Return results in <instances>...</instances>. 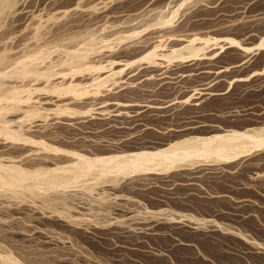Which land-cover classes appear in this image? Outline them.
<instances>
[{
    "label": "rangeland",
    "instance_id": "374dc122",
    "mask_svg": "<svg viewBox=\"0 0 264 264\" xmlns=\"http://www.w3.org/2000/svg\"><path fill=\"white\" fill-rule=\"evenodd\" d=\"M149 1L151 4L148 0H8L6 4L5 0H0V165L7 169L12 166L19 170L23 168L28 172L71 166L68 167V181L66 179L59 186L50 185L40 174L28 175L18 183L13 182L14 177L8 178L5 171L0 172V264H264V132H258L264 129V81L248 90L241 83L232 84L228 99L208 100L199 108L202 111L198 110L196 118L202 128L214 123V117L219 114L215 109L228 105L251 107L252 112H261L260 124L258 127L254 125L258 131L252 126L258 132L253 136L259 137L255 140L251 133L244 136L247 144L260 141L247 146L244 154L233 157L235 160H229L241 165L231 170L225 167L221 180L199 182L206 190H225L222 201L198 197L183 200L178 197L183 189H177L169 198L164 197L168 201L166 205L154 207L157 204L154 188L148 191L141 187L142 183L128 185L126 177L132 170H124V174L128 172L126 175L112 168L104 172L97 168L82 171L75 164L77 154L88 157L121 155L119 148L113 153L101 152V149L110 148L114 143L119 147L128 146L129 141H124L132 133V123L128 120H118L109 126L94 119L75 126L66 124L72 116L76 118L87 113L97 96L105 93L119 77L116 64L111 69L109 62L123 59L118 55L120 41L141 37L137 33L128 38L125 30L137 27V32L143 28L149 30L162 25L176 28L181 25L202 32L200 37L211 38L222 33L241 45L249 30L254 40L264 37V18L255 21L239 13L243 6L247 15L262 11L263 3L225 0L218 12H211L208 8H201L214 0ZM195 9L199 11L197 15L204 18L196 21L198 16L195 17L199 24L191 21L190 15ZM202 46L192 45L189 52L183 49L179 56L194 54ZM173 49H168V53ZM107 50L113 53L110 58L104 56ZM179 56L173 57L178 59ZM231 56L227 54L224 59ZM256 59L249 68L260 67L258 71L264 73V50ZM99 70L105 73L99 76ZM104 76L106 78L102 79ZM193 83L196 80H190L184 86L191 87ZM146 85L145 90L124 92L123 95L144 99L154 94V97L163 99L180 92V87L163 86L157 93H148L155 88L151 83ZM186 109L176 114L178 117L148 118L149 122H154L150 124L153 128L141 136L143 132H138L135 137L153 141L159 130L175 127L178 122V125L185 124L183 120L189 118L187 114L194 115L193 109ZM207 121L209 123H204ZM35 122H40L38 130L32 126ZM194 136L202 135L197 133ZM98 146L102 148L98 150ZM198 147L192 151L190 160L197 161L202 156L200 151L203 148ZM110 149L115 150L114 147ZM31 151L33 153H29ZM28 153L33 156H26ZM259 155H263L260 161L257 160ZM202 157L207 159L205 154ZM210 157L215 159L213 155ZM181 159L185 164L188 162L177 157L172 165L184 164ZM250 168L258 173H251ZM260 172L263 173L258 175ZM232 184L241 189H229L228 185ZM117 187L122 191H113ZM242 198L249 202L241 207L237 201ZM216 205H220L217 213L212 209ZM121 213L138 220L151 219L152 216L167 220L163 218L165 221L157 224L153 231L141 233L137 226L122 221L128 217ZM170 221H182L188 225L171 224ZM211 228L215 230H207ZM249 242L262 251L247 254Z\"/></svg>",
    "mask_w": 264,
    "mask_h": 264
},
{
    "label": "bare ground",
    "instance_id": "6f19581e",
    "mask_svg": "<svg viewBox=\"0 0 264 264\" xmlns=\"http://www.w3.org/2000/svg\"><path fill=\"white\" fill-rule=\"evenodd\" d=\"M5 1L7 2L5 3L8 4V0H5ZM178 1L179 0H177V2ZM224 1L225 0H214L206 5L204 4L205 7H202L201 9L208 8L207 10L210 9L211 12L213 11L218 12L220 8H222V6L225 5V3H223ZM10 2L11 1H9V3ZM148 2L150 3L149 0ZM253 2L264 4V0H253ZM198 7L199 6H196V8ZM241 9L242 10H240L239 13L246 15V17L248 18L250 17V19L252 18V20L256 21V19L259 20V18H264V10L256 12V13H250L249 15H247L246 7L243 6ZM195 10H196L195 11L196 13L193 12L194 13L193 15H190V14L189 15L191 17V21L199 24L196 21L203 20L204 18L199 17L197 15V12L199 11L197 9ZM193 11H194V7H193ZM195 17L197 18L196 21H195ZM195 23H194V26L196 25ZM136 28L132 27V28H128L127 30H125V32L129 33V34L127 33V35L125 36H128V38H131L134 34L140 33L141 34L140 35L141 37L139 36L140 39L135 38L132 40L129 39L125 42L120 41V43H122L121 52L118 51L119 52L118 55L123 57V59H120L119 61L110 60L109 62L110 63L109 66L112 67V68L110 67L111 69H114L115 67L113 65L116 64L117 66L116 71L118 72L119 77H117L116 81H114L109 86V88L108 87L106 88L107 89L106 92L104 89L105 93H101V95L97 96L96 99L92 97L95 100L92 99L94 100L92 104V108H90L89 111H86L87 113H85L83 116H77L76 118L72 116L73 118L69 120L67 118L68 121L66 123V124L75 126L77 124L86 123L88 120L91 121L94 119V120H97V123L99 121V123L102 122L109 126L113 122H116L118 120H125V121L128 120V122L132 123L130 124L132 125V128L130 129L132 133L130 137L128 136L127 139L124 140V141H129L128 146L119 147L118 144L114 145L115 144L114 143L113 145L110 146V148L112 147L115 148V150H113L110 148L101 149L102 147L105 146V145L103 146L102 144L101 145L102 147L101 146L97 147L98 150L100 149L102 150L101 152H106V153L112 152L113 153L117 151V149L119 148L121 155L110 154V155L88 157L85 155L77 154L76 155L77 157H75L76 158L75 164H78V166H80L79 169L82 171L89 169V168H97L98 170L104 172L112 168L113 170L115 169V170L120 171L119 173L121 174V172H123L124 170H127V169L132 170L131 172L129 171V173L127 172L129 174L127 176L128 178L126 177V181L128 185L129 184L132 185L131 183H135V184L137 183V185L138 183H142L143 186L141 187H145V189H148V191L154 188V200H155V203H157L156 206L154 204V207L162 206L163 204L166 205L168 201L164 199V197L169 198L171 194L176 193L177 189L178 190L183 189L182 191L183 193H181L182 195L180 194L181 196H178L175 194L176 195L175 197L178 196L179 198H182V199L184 198L186 200L188 199L190 200L193 197H198L202 200H211V201L221 200L222 201L223 200L222 197L226 196L224 193L225 190L215 189V188L214 189L210 188V190H206L200 185V183H202V180H207V182L208 181L213 182L214 180H215L214 182H216L217 180H221L220 178L223 177L222 176L223 173L226 172L224 171L225 167L226 169L227 167H229L231 170L232 167L234 168V166L239 165V162L232 161L233 163H231L229 162V160L230 159L232 160L233 157H236V156L238 157L239 154H244L246 147L249 145L252 146L253 143L255 142L253 140L254 141L253 143H250L249 141L250 144H247L248 143L247 138L246 139L244 138L246 134L251 133L250 136H253V135L256 136V133L261 132V131L264 132L263 128L262 130L260 129L259 131L257 130L258 124H260V121L258 122V120L260 118L261 112L259 114V113H256V111L252 112L251 107L250 108H243V107L239 108L238 106H235V105H228L226 107L217 108L215 109L216 112H219V114H217L218 117L216 116L217 119H215L216 117H214V120H215V121L213 120L214 123L208 124L204 128H202L201 127L202 125H200V122L197 121V118H196L198 115L197 113H198L199 108L202 107L204 103L207 102L208 100L216 99V98L228 99L229 96H231L232 94V93L230 94V90H228L230 89L229 87L232 84L234 85L235 83H239V84L241 83L244 85L242 86L246 88V90H248L247 88H249L250 86H253L256 83H259L261 80L264 81V73H262L263 70L258 71L260 67L255 68L251 66L252 68L251 67L249 68L252 61L257 58L258 54L261 53L262 50H264V37L259 36V38L254 40L253 38L254 35H252L251 31L249 30L245 33L244 35L245 40H243L244 41L242 42L243 45H241V44H237L235 40H233L229 36L221 35L222 33L221 34L218 33V35H215V37H213L212 35L211 38L210 37L204 38V36L200 37L202 32L195 30L194 27H192V29H188L189 27L184 28V27H181V25L176 28H172V26L169 27V26L162 25V26L154 27L153 29H149V30H146L145 28H143L141 30H138L137 32L135 31ZM256 40H259L258 43ZM170 44H173V45H170ZM196 44L203 45L202 48L198 49L200 51H197V52L195 51L194 54L191 53L192 55L189 54V55L184 56L182 54L183 56L182 55L179 56V53L182 52L183 49H187L189 52L190 48H192V45H196ZM170 47L174 49L172 51L169 50V53H168L167 50L171 49ZM112 54L113 53L107 50L104 53V56L110 58ZM227 54H232V56L230 58L224 59V57ZM175 55L179 56L180 58L174 59V57L175 58L177 57ZM102 56H103V53H102ZM148 58H150V60ZM260 63L258 64L260 65ZM119 71L121 72V74ZM102 73H105V71L99 72L98 75L100 76L102 75ZM101 78L103 79L106 77L104 76ZM190 80H196V83L195 84L193 83L194 85H192L191 87L184 86V84ZM147 83L153 84V86L152 85L151 86L155 88V91L154 89L149 88L150 90L147 91L148 93L150 92L154 93L160 87L164 88L163 86L180 87V89L178 90L180 92L177 94H172L171 96L165 97L163 99H159L161 96L159 98H157L156 96L154 97V94L150 96L148 95V97L147 98L145 97L144 99L142 98L135 99L136 97L132 98L130 96H127V94L123 95L124 92H129V91H134V90H145L144 86ZM236 85L238 86V84ZM146 86H149V85H146ZM173 90H176V89H173ZM6 95H9V94L6 93ZM166 95H168V93ZM162 96H163V93H162ZM49 99H50L49 101H52V98H49ZM184 108H187V109L191 108V110L192 109L194 110V115L192 114L193 116L190 117L187 114L189 118L187 117L188 118L187 120H183L185 121V124L182 122V120H179L181 121V123H183L182 125L181 124L178 125L179 124L178 122V124H176L175 127H173L174 126L173 125L172 128L170 127L169 129L163 128L164 127L163 126L162 131L157 130L158 132L157 131H156L157 133L155 132L156 133L155 135H157V137L155 136L153 138V141H150L151 139L149 141H144L143 139H137V137H135L137 136L138 132L139 133L143 132L140 134L141 136L142 134H144V132L145 133L148 131L150 132L149 129L153 128L152 126H150L152 121L149 122L148 118L154 119L155 117H159V116H165V117H171L173 115L176 116V114L180 113L181 110ZM4 109L5 108L3 107V110ZM257 110L260 111L259 109ZM184 116L186 118L185 114ZM181 117L183 116L181 115ZM56 118L58 119V117ZM56 118H53L55 122L58 121L56 120ZM169 119L171 120V118ZM61 121H64V120H61ZM94 122L96 123V121ZM204 123H209V122L207 121ZM254 125H257V127H255ZM32 126L39 128L40 122L39 123L35 122L33 123ZM252 126H254L258 132H255L256 130L252 129L254 128ZM223 132L225 134L221 135ZM11 133L9 135L12 136ZM197 133L200 134V136L201 135L202 136L201 137H198L199 135L194 136V134H197ZM14 135H16L15 132H14ZM260 135L262 136V134ZM253 137H250V138L253 139ZM123 138H126V135ZM250 138L248 139L252 140ZM146 139L147 138H145V140ZM258 141H256L255 143H257ZM199 145L203 148V150L200 151V152H203L202 156L205 154L207 155V159L208 158L212 159L213 157L211 158L210 156L213 155L215 156V159L203 160L205 157L203 158L202 156L201 157L199 156V159L203 158L201 159L202 162H199V159H196L197 161H195L194 158L190 160L191 158L190 156H192L191 154L192 151ZM29 153H33V152L31 151ZM29 153L26 156L28 157L33 156ZM262 156L260 157L259 155V158H257V160L259 161L262 160ZM177 157L184 158V160H188V162L185 164L183 160L181 159L182 163L184 164L181 163L182 165H179L178 167H176L172 164H174L175 162L174 160L177 159ZM247 159H248V155H247ZM233 160L235 159L233 158ZM243 160H240V162ZM239 166H237V168ZM12 167L10 168L9 166L10 169H7L5 167L2 168L0 165V172L2 173L3 171H5V173L9 175L8 178L14 177L13 179H15V181L11 178L13 182L18 181V183H20L22 182V180L25 179V177H28V175H35V174L39 175L40 174L39 176L43 175L47 178V180L44 179L45 177L43 179L50 185L59 186V184L64 183L65 180L69 177L68 173L70 172H68L69 171L68 167H71V166L68 165V167L64 166L61 168L57 166L58 168H54V169L52 168L48 170L47 169H36L34 172L23 171V168L22 170H19L14 166ZM172 167H176V168H172ZM252 169H251V173L254 172L253 174L256 175L258 171L256 173L255 172L256 170L253 169L255 170L253 171ZM259 170H260V167H259ZM227 172H230V171L228 170ZM127 173L125 172L124 174L123 172L122 174L126 175ZM231 173L233 172L231 171ZM261 173L263 172H260L258 175H261ZM124 178H123V181H125ZM123 186H126V185H123ZM118 187L117 189L115 188L116 190H113V191L120 192L119 190L121 189L118 190ZM228 188L229 189L230 188L232 189L240 188L241 189V187H235L233 186V184L232 186L228 185ZM116 196H119V195L116 194ZM120 197L122 198V196ZM243 198L242 200L239 199V201L236 200L237 203L240 204L241 207H242V204H246L248 201ZM234 205H230V208L231 207L232 209L235 208ZM219 208H220V205L214 206V208H212L214 209L213 212L216 210V213H217V210ZM125 217H128V218H124L122 219V221L127 220L129 221L128 225L137 226L140 229L139 232L141 233H149L153 231L157 224H160L162 221H165L164 219H166L164 217L163 219V218H158V217L154 218V216H152L151 219L145 218L143 220H138L137 218H135L136 219L135 220L134 218L130 217L129 214ZM119 224H123V222H119ZM171 224L188 225L182 221H174V222L172 221ZM192 228L195 229V227H192ZM207 230L212 231L215 229L211 228ZM248 248L249 249L247 250V254L255 253V252L260 253L262 251L259 246L254 245V243H251V242H249Z\"/></svg>",
    "mask_w": 264,
    "mask_h": 264
}]
</instances>
